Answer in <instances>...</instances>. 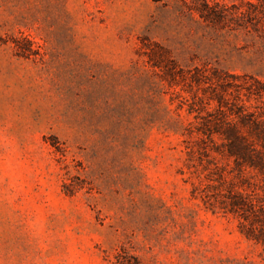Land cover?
Here are the masks:
<instances>
[{
	"label": "rangeland",
	"instance_id": "rangeland-1",
	"mask_svg": "<svg viewBox=\"0 0 264 264\" xmlns=\"http://www.w3.org/2000/svg\"><path fill=\"white\" fill-rule=\"evenodd\" d=\"M195 75L264 83V0H0V264H264L193 197Z\"/></svg>",
	"mask_w": 264,
	"mask_h": 264
},
{
	"label": "trees",
	"instance_id": "trees-1",
	"mask_svg": "<svg viewBox=\"0 0 264 264\" xmlns=\"http://www.w3.org/2000/svg\"><path fill=\"white\" fill-rule=\"evenodd\" d=\"M232 78L238 80L239 77L233 75ZM191 80L204 92V97L194 98L188 108L189 114L197 113L198 121L196 131L190 128L188 135L196 134L199 139L185 141L187 166L199 168L204 174L193 197L200 199L213 213L237 217L241 233L264 246V190L258 198H253L242 183V174L247 169L264 176V83L254 79L251 85L235 84L219 75L210 78L195 75ZM209 83L217 86L201 87ZM209 88L212 90L208 95ZM231 90L236 94L230 93ZM228 94L233 96V102ZM216 139L222 142L223 149ZM230 159H234L238 172L232 178L233 171L221 164Z\"/></svg>",
	"mask_w": 264,
	"mask_h": 264
}]
</instances>
